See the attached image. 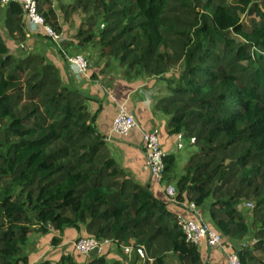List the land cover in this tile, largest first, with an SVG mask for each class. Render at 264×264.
Returning <instances> with one entry per match:
<instances>
[{
	"label": "trees",
	"instance_id": "1",
	"mask_svg": "<svg viewBox=\"0 0 264 264\" xmlns=\"http://www.w3.org/2000/svg\"><path fill=\"white\" fill-rule=\"evenodd\" d=\"M39 1L41 11L51 3ZM5 7V36L25 42L23 8ZM78 10L88 16L81 43L98 39L101 55L119 60L129 79L163 80L168 94L156 110L169 117L170 136L196 138L178 201L204 209L230 241L256 228L253 247L237 253L242 264H264V0H75ZM43 14L51 24L54 11ZM246 14L259 20L247 24ZM5 36L0 28V264H31L30 234L56 232L58 246L68 229L143 246L145 264L170 256L202 264L178 215L111 156L92 99L45 55L14 54ZM176 66L178 77H166ZM176 161L167 155L166 174ZM251 202L249 224L239 206ZM105 255L83 264H124ZM55 264L81 263L66 251Z\"/></svg>",
	"mask_w": 264,
	"mask_h": 264
},
{
	"label": "crops",
	"instance_id": "2",
	"mask_svg": "<svg viewBox=\"0 0 264 264\" xmlns=\"http://www.w3.org/2000/svg\"><path fill=\"white\" fill-rule=\"evenodd\" d=\"M5 9V6L0 7V26L6 35L4 28ZM25 32V42L30 44V42L36 41V45L33 44L34 48L36 49L39 43H45L46 41H49L48 44H50L49 47L51 48L47 47L43 55H45L60 69L62 77L66 82H73L78 89H80L85 95L92 99V101L88 102V107L93 115L98 113L96 126L98 131L103 136L108 137L111 135L113 120L120 107L123 106L127 108V110L135 116L139 128L134 129L127 137H114L112 140L107 141V147L111 156L115 160L117 158L118 162L120 161V166L126 169L131 177L135 178L144 185L148 184L152 193L160 200L166 202L169 205V209L173 213L178 216H191L187 213L182 205H174L170 203L165 195L166 186L169 184L176 186L178 178L184 174V170L191 158L190 157L187 159L185 158V155L182 157L181 154L178 155L176 151L181 150L177 148L176 137L170 136L168 132L169 117L164 116L161 112L156 110V104L158 100L166 95L163 92V88H165V82L156 77L131 79L127 78L126 75L125 77L124 75L123 77L122 75L121 77H118L117 72L119 70L122 71V67L117 71H111L110 69L112 68H110L111 65H109L110 61L108 58H100V54L99 57L94 58L92 54L90 55V53L86 51L87 44L80 43L79 39L76 37L68 40L65 35L66 52L69 53V55H80L78 53L84 54L85 58L89 60L88 61L86 59L89 64L87 72L81 75L77 74L73 68H70L67 65V61L63 54H58L55 51L56 49L54 45H52L53 42L44 38L46 36L42 32L32 30V28H30V26L27 24H25ZM62 33L64 35V31H62ZM6 40L9 48L11 51H13V48L15 47L18 40L8 37ZM111 62L114 63V61ZM90 78L91 80H89ZM107 95L110 96L111 102L103 104L102 101L105 100ZM153 129L159 130L160 141L164 150L166 151V154L175 155L177 158L174 171L165 175V181L162 186H159L152 180L142 149V133ZM162 133L163 135L161 138ZM133 135H140L141 141L137 144L131 142L130 138ZM172 206L174 208H172ZM198 211L203 212L204 216L206 215L204 209L201 210L198 208ZM68 230L65 231L64 236H66L68 233L72 235L76 234L80 237H82L84 234H87L85 229L80 233L76 230L75 232H68ZM200 247H207L206 249L208 250L211 249L206 243H203ZM242 249L248 250L246 246H243ZM66 251L69 252L70 250L68 249ZM233 251V246H231L228 242H223L221 248L219 247V249L214 253H210L209 251L208 253L206 252L205 257L207 260L203 258L202 260H206L208 264H228L227 253ZM128 257L129 256L127 255V258ZM132 257L136 258L135 256ZM118 258L119 257L114 253H111L108 256V259L110 260H118Z\"/></svg>",
	"mask_w": 264,
	"mask_h": 264
},
{
	"label": "built area",
	"instance_id": "3",
	"mask_svg": "<svg viewBox=\"0 0 264 264\" xmlns=\"http://www.w3.org/2000/svg\"><path fill=\"white\" fill-rule=\"evenodd\" d=\"M10 4H18L23 8L25 24L30 26L32 30L37 32L40 31L48 37L58 49L61 50V53L77 74L81 75L87 72L89 64L84 56L69 55L65 52L63 42H65L66 39L62 32H58L55 27L47 22L41 11L39 0H0V7ZM136 128H139V126L135 116L132 115L127 108L122 106L119 108L113 120L111 135L106 137V140H112L114 137H127ZM175 137L179 150L184 149L185 139L189 140L190 145L196 144V138H187L184 133H180ZM142 140V149L151 178L159 186H162L166 175L167 154L161 144L159 130L153 129L143 132ZM165 195L170 203L182 205L187 213L191 215L189 217L178 216L179 226L189 244L200 247L203 243H206L210 248H221L224 242L222 234L204 220L195 203L178 201V192L174 185L169 184L166 186ZM248 206L253 207L251 203H248ZM113 245L114 244L107 239L98 240L94 237L85 236L75 241L74 249L81 255L101 257L104 256ZM122 248L124 253L129 257L135 256L136 258L146 261V251L143 246H123ZM227 262L228 264H242L237 251L227 253Z\"/></svg>",
	"mask_w": 264,
	"mask_h": 264
},
{
	"label": "rangeland",
	"instance_id": "4",
	"mask_svg": "<svg viewBox=\"0 0 264 264\" xmlns=\"http://www.w3.org/2000/svg\"><path fill=\"white\" fill-rule=\"evenodd\" d=\"M257 1H260V0H257ZM74 5H75V0H51V3H49V4L46 3L42 9L43 13L48 12L50 10V8L54 11L55 17L52 19L51 24L54 22H57V25L61 27L62 31H64V36L66 35L68 40L73 39L75 37L79 39V31L81 29L87 28L86 20H87L88 16L86 14H84L82 12V10H78V11L74 12L73 11ZM251 20L258 21L259 16L251 15V14H246L243 16V21L245 23L251 24L250 23ZM0 28H1V26H0ZM1 31H2V34L5 36V33L3 32L2 28H1ZM44 38L49 39L48 37L47 38L44 37ZM80 40L81 39H79V41ZM97 40L98 39H95L92 43L87 44L86 51H88L90 53V55L92 54L94 56V58L99 57V54H100V58H104L101 55L102 48L97 43ZM48 42L49 41H46L45 43H39L38 47L36 49L33 46V44L36 45V41L30 42V44L28 42L26 43V42L18 41L16 43L15 47L14 48L12 47V48H13L14 53H16L18 55L19 54L20 55L29 54V53L30 54H33V53L44 54L47 47H49V45H50V44H48ZM80 43H81V41H80ZM52 45H54V47L56 49L55 51L58 54L59 53L61 54V50H59L58 47L54 43ZM49 48H51V47H49ZM63 48L65 49V52H66L65 42H63ZM98 49H99V51H98ZM17 51H18V53H17ZM78 54L85 57L84 54H81V53H78ZM108 59L110 61L109 65H111L110 68H112V69H110L111 71H113V72L117 71V70H119V68L122 67L120 65L119 60H114V59H110V58H108ZM111 61H114V63ZM67 65L70 68L72 67L68 61H67ZM117 73H118V77H121V75H122V77H123V75L125 77V68H123L122 71L119 70ZM178 74H179V67L176 66V67L172 68V70L166 75V77L175 79L178 77ZM89 80H91V78ZM165 85H164L165 88H163V92H164V94H168L167 84L165 83ZM108 102H111V98L109 95H107V97L105 98V100L102 101V103L106 104ZM163 133L161 134V138H162ZM174 140H175V137H174ZM130 141L135 143V144L139 143L141 141L140 135H137V136L133 135L130 138ZM184 145H185V147L181 151H178L176 149L177 150L176 152L178 153V155L181 154V157L183 155H185V158L188 159V158L193 156L192 154L198 153L197 146H191L188 139H185ZM116 161H117V158H116ZM117 163L119 165H121L120 161L119 162L117 161ZM251 204L253 207L248 206V203H242L239 206V210L246 214V219H247V222L249 224H251V216H252L251 210L254 208V203L251 202ZM172 208H174V207L172 206ZM200 213L202 214L204 220L209 223V221L206 219L208 217L206 215L204 216L203 212L200 211ZM210 225L212 226V224H210ZM255 231H257L256 228H251V233L249 234V236H247L243 240H239V241H232L231 242L230 239H225L223 237L224 242H228L231 246H233L234 251H236V250L238 251V249L240 247L243 248V246H246L247 249L249 250L253 247V241H254L253 233ZM68 232H75V230L69 229ZM55 234H58V233L53 232L51 235H48V236H44L38 232H33L32 234H30L27 245L24 248V254L29 256L31 264H39V263L44 262L46 260H49L52 262V264H55L61 258V256L63 254H65L66 250H68V249L70 250V252H68V253H72L74 255L75 259H77V261H79L81 264L90 261L94 257V256L81 255L78 252H76V250L74 249V243L77 239L81 238L79 235H76V234L72 235V234L68 233V234H66V236L63 235L62 236V242L58 246H53L51 241H52L53 236H55ZM85 236H89V235L88 234L82 235V237H85ZM206 248L207 247H199V250L202 253L203 259H206V257H205L206 252L208 253V251H209L210 253H212V252L214 253L216 250L219 249V247L218 248H211L209 250ZM111 253L116 254L119 257L118 260L122 261L124 264H145V260H143V259L133 258V257H131L132 259L129 257L127 258V255H125L123 252V248L118 247L116 245H113L109 249V251H107V255H105V256L108 258L109 254H111ZM254 254L256 256H261L262 252L255 250ZM113 260H115V259H113ZM113 260H110V261H113ZM206 260H203L202 264H208L206 262ZM168 262H169V264H179L178 258L175 256H170V258H168Z\"/></svg>",
	"mask_w": 264,
	"mask_h": 264
},
{
	"label": "clouds",
	"instance_id": "5",
	"mask_svg": "<svg viewBox=\"0 0 264 264\" xmlns=\"http://www.w3.org/2000/svg\"><path fill=\"white\" fill-rule=\"evenodd\" d=\"M176 187V186H175ZM177 189V188H176ZM121 247H123V246H121ZM123 252H124V250H123ZM125 254V253H124ZM126 255V254H125ZM94 256V255H93ZM145 263H146V261H145Z\"/></svg>",
	"mask_w": 264,
	"mask_h": 264
}]
</instances>
